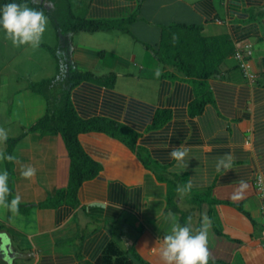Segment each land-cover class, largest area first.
<instances>
[{
  "label": "crops",
  "instance_id": "crops-1",
  "mask_svg": "<svg viewBox=\"0 0 264 264\" xmlns=\"http://www.w3.org/2000/svg\"><path fill=\"white\" fill-rule=\"evenodd\" d=\"M80 6L84 18L114 28L70 36L64 86L51 96L60 104L69 91L78 116L99 119L100 128L77 134L82 166L74 165L60 132L28 130L53 99L30 106L32 98L13 92L3 118L22 133L2 123L9 191L0 200V264H165L170 213L193 229L202 215L211 219L208 264H264L256 184L264 188V0ZM70 69L92 78L71 86ZM180 145L183 162L169 156ZM227 156L230 167L218 168ZM29 167L35 175L25 177ZM75 173L82 180L71 193Z\"/></svg>",
  "mask_w": 264,
  "mask_h": 264
},
{
  "label": "clouds",
  "instance_id": "clouds-1",
  "mask_svg": "<svg viewBox=\"0 0 264 264\" xmlns=\"http://www.w3.org/2000/svg\"><path fill=\"white\" fill-rule=\"evenodd\" d=\"M46 26L47 17L44 12L29 7L26 2L8 0L7 3L0 4V30H3L15 45L38 46ZM4 138L6 136L0 132V139ZM187 155L188 148L184 145L173 147L169 153L177 162H183ZM231 160V156L221 158L217 167H230ZM22 174L31 177L35 175V169L29 167ZM8 191V172L0 170V200L4 199ZM234 198H239V195ZM18 204L19 197L12 200L9 206L13 211H18ZM165 219L170 223V230L163 236L160 248L165 264H208L211 219L206 214L202 215L200 227L197 229H193L190 223L181 224L175 214L170 213Z\"/></svg>",
  "mask_w": 264,
  "mask_h": 264
},
{
  "label": "rangeland",
  "instance_id": "rangeland-1",
  "mask_svg": "<svg viewBox=\"0 0 264 264\" xmlns=\"http://www.w3.org/2000/svg\"><path fill=\"white\" fill-rule=\"evenodd\" d=\"M31 1L37 4L41 0ZM43 5V8L38 10H42L47 17V26L38 46H32L31 44L15 45L10 37L3 30H0V131H6L3 129V124H8L15 131L13 133H17L15 129L22 133L18 121L12 122L8 120L9 118L7 120L3 118V109L5 112L9 110V102L12 100L11 97H14L13 92L21 91V96L27 94L28 98H32L28 101V104L37 106L39 101L45 103L48 99L44 94L47 90L46 95H49L55 101L49 98L52 106L50 109L53 108V111H55L54 107L60 106L56 100L58 96L51 95L55 93L59 95L64 86V82L59 79V75L62 74V68L65 64H68V60L59 50L56 27L46 13L47 9L52 11L53 7L49 2H43ZM28 6L30 7L29 4ZM94 67L101 68L98 63ZM47 81H50L52 83L50 86L54 88L47 89ZM119 88L123 90L122 87ZM124 89L130 91L129 87ZM13 108L14 106L10 107L11 110ZM11 112L13 113V111ZM6 115L8 114H5V117Z\"/></svg>",
  "mask_w": 264,
  "mask_h": 264
},
{
  "label": "trees",
  "instance_id": "trees-1",
  "mask_svg": "<svg viewBox=\"0 0 264 264\" xmlns=\"http://www.w3.org/2000/svg\"><path fill=\"white\" fill-rule=\"evenodd\" d=\"M7 2L8 0H0V4ZM17 2H26L30 5V7L36 9L43 8V2L51 3L53 7L51 9L52 11H48L47 9L46 13L56 27L58 34V47L61 52H68L70 50V36L78 32L92 33L101 30H112L114 28V26H110L106 21L84 18V14H82V6H80V0H41L39 3L37 2V4L31 0H17ZM133 19L134 18H131L129 21ZM209 57L204 60L210 61ZM218 60H220V57L218 58ZM81 77L86 80H91L92 78V76L88 73L77 74V71H73L70 69L67 83H70L71 86H76L81 81ZM110 78H108L107 81L110 80ZM109 82L112 83L111 80ZM50 84L52 85L50 81H47V89L49 90H51V88H54L51 87ZM46 91L47 90H45L44 94L49 99V95H46ZM39 94L41 95V93ZM69 100V91H64L62 94L60 106L54 107L55 111H53V108L50 109L52 106L48 103L49 108L45 116L40 118L36 123L29 127L28 130L32 132H40L41 134H54L56 132H60L62 137L64 138V141H66L67 146L70 148V155L73 159L72 162L74 163V165H81L75 160V152L76 149H78L77 134L82 131L100 128V120L97 118L90 120H84L80 118ZM17 140L18 139L12 141V144L10 146H14ZM75 174V179H72L71 188L69 189L71 193L76 192V186L82 180V177L79 173Z\"/></svg>",
  "mask_w": 264,
  "mask_h": 264
},
{
  "label": "built area",
  "instance_id": "built-area-1",
  "mask_svg": "<svg viewBox=\"0 0 264 264\" xmlns=\"http://www.w3.org/2000/svg\"><path fill=\"white\" fill-rule=\"evenodd\" d=\"M248 54H250V52ZM236 58L238 59L239 65H240L241 69L244 71V73L248 74L250 76L249 66L239 52L236 53ZM260 180L261 179L259 178L256 184H257V189L259 190V195L262 197L261 213H262L263 220H264V188H263V185L261 183L262 181H260ZM263 235H264V231H263Z\"/></svg>",
  "mask_w": 264,
  "mask_h": 264
}]
</instances>
